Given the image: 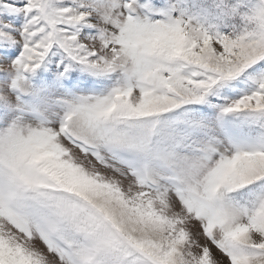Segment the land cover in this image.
I'll list each match as a JSON object with an SVG mask.
<instances>
[{
    "label": "snow or ice",
    "instance_id": "6c2138e0",
    "mask_svg": "<svg viewBox=\"0 0 264 264\" xmlns=\"http://www.w3.org/2000/svg\"><path fill=\"white\" fill-rule=\"evenodd\" d=\"M0 264H264V0H0Z\"/></svg>",
    "mask_w": 264,
    "mask_h": 264
},
{
    "label": "rangeland",
    "instance_id": "374dc122",
    "mask_svg": "<svg viewBox=\"0 0 264 264\" xmlns=\"http://www.w3.org/2000/svg\"><path fill=\"white\" fill-rule=\"evenodd\" d=\"M40 247H43V246H42V245H40ZM212 250H213V252H214V254H215V255H217V256H219V255H220V254L217 252V250H216L215 248H213Z\"/></svg>",
    "mask_w": 264,
    "mask_h": 264
}]
</instances>
